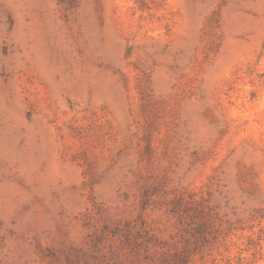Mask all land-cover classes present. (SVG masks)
I'll list each match as a JSON object with an SVG mask.
<instances>
[{
    "label": "rangeland",
    "instance_id": "obj_1",
    "mask_svg": "<svg viewBox=\"0 0 264 264\" xmlns=\"http://www.w3.org/2000/svg\"><path fill=\"white\" fill-rule=\"evenodd\" d=\"M0 264H264V0H0Z\"/></svg>",
    "mask_w": 264,
    "mask_h": 264
}]
</instances>
